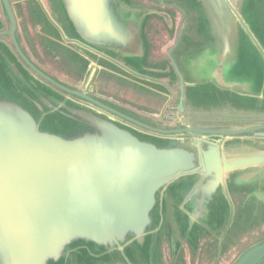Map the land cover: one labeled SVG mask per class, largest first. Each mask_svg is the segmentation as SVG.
Masks as SVG:
<instances>
[{"label": "water", "instance_id": "water-1", "mask_svg": "<svg viewBox=\"0 0 264 264\" xmlns=\"http://www.w3.org/2000/svg\"><path fill=\"white\" fill-rule=\"evenodd\" d=\"M28 1L29 22L38 6L55 31L43 32L58 44L46 51L84 60L82 70L66 63L84 88L30 58L11 0H0V37L14 49L0 41V264H78L83 252L101 264H165V243L177 264L181 243L196 251L205 237L223 242L237 229L238 239L264 224L255 191H264V122L231 120H264L252 0ZM250 58L253 69L238 71ZM103 72L158 88L168 102L127 113L93 94L92 76ZM207 93L230 110L228 121L197 118ZM263 261L264 238L232 264Z\"/></svg>", "mask_w": 264, "mask_h": 264}, {"label": "rangeland", "instance_id": "rangeland-1", "mask_svg": "<svg viewBox=\"0 0 264 264\" xmlns=\"http://www.w3.org/2000/svg\"><path fill=\"white\" fill-rule=\"evenodd\" d=\"M13 8L17 11V17L19 21L18 25V34L22 46L30 56V58L44 69L49 74L58 77L70 85H79L80 88H84L83 83H80L78 75L74 72L71 74L68 71V66L66 63H74L78 66L79 70H82L85 66L84 60L77 55V52L71 53L67 49H62L61 58L55 59L53 53L46 51L44 46L49 48H57L58 44L45 36L43 32H48L49 34L54 35L50 24L45 20L46 17L40 12L38 6H30L33 10V18L37 21L35 24L33 21L29 22L28 7L30 4L28 0H11ZM252 6H248V10L251 7V10L254 12V15H249L251 26L257 33L264 39V0H252ZM27 18V19H25ZM46 23V24H44ZM41 31V39L39 33ZM56 38V37H55ZM57 39V38H56ZM43 44H42V42ZM12 52H14L13 46L9 41L5 40ZM44 45V46H43ZM247 47V46H246ZM251 47L250 45L248 46ZM248 55L252 57V52H248ZM253 60L250 58L248 62H244L238 71H248L253 69ZM258 66V65H257ZM259 68V66H258ZM0 70H2L0 68ZM85 79H83L84 81ZM91 89L93 94L98 95L99 97L110 101L121 107L122 110L128 111L136 110V112L144 114H152L156 112L157 109L162 108L168 102L166 96L161 95L159 89L150 87L145 83H140L137 80H133L128 77L126 79L120 75L115 74H106L100 73L96 76L93 75L91 79ZM146 86L147 89L142 88ZM162 91V90H161ZM165 92V91H163ZM198 117L200 119L209 120L215 119L216 122H221L222 120L228 121L230 119L229 112L230 110L227 107L223 106L222 102H219L218 98L211 96L210 94H202L198 97ZM152 104L155 107L151 106ZM208 104H211L210 106ZM128 109V110H127ZM234 112H238L235 109H232ZM257 114V113H256ZM264 115V111H260V116ZM236 116V115H235ZM232 118V117H231ZM224 194L221 195L216 205L212 210L211 227L213 228V223H217L215 217H219L223 210L226 209ZM252 204V203H251ZM264 209V208H263ZM224 212V211H223ZM238 212V211H237ZM264 215V214H262ZM261 215V216H262ZM262 218V217H261ZM169 220V218L167 217ZM256 223L255 228H252L249 232H244V235L240 236L238 239H235V233L237 229L231 231V234L224 241H219L216 237H205L204 241H201L199 244L200 249L193 251L189 249L185 243H181L179 248V254L182 257V262H176L177 264H232L247 248L254 245L264 238V224ZM252 227V226H251ZM250 227V228H251ZM203 232V231H199ZM239 234V233H238ZM194 244V242L192 241ZM162 250V256L165 257V264H173L174 262V252L171 251V248L168 244H164ZM167 246V247H166ZM131 252L128 256L132 261H135V256ZM78 264H101L95 258L89 257L85 252L78 256ZM112 259L104 257L101 262L104 264H112ZM77 262V261H76ZM114 263V261H113ZM264 264V261L261 263Z\"/></svg>", "mask_w": 264, "mask_h": 264}, {"label": "crops", "instance_id": "crops-1", "mask_svg": "<svg viewBox=\"0 0 264 264\" xmlns=\"http://www.w3.org/2000/svg\"><path fill=\"white\" fill-rule=\"evenodd\" d=\"M231 120L233 121V123H239V124H246V123L247 124H251V123L258 124V123H263L264 122V120L262 119V117H259V116H256V115L251 116L249 120H245V119H238V121H234L233 119H231ZM247 190H248V188H246L245 191H242V192H244V193L250 192L249 190L248 191ZM255 191H256V193H258L257 196L259 198H262V196L264 195L263 188H261L260 190H255ZM254 209H258V208L257 207H254Z\"/></svg>", "mask_w": 264, "mask_h": 264}, {"label": "flooded vegetation", "instance_id": "flooded-vegetation-1", "mask_svg": "<svg viewBox=\"0 0 264 264\" xmlns=\"http://www.w3.org/2000/svg\"><path fill=\"white\" fill-rule=\"evenodd\" d=\"M14 14L16 16V20H17L18 25H19V21H18V17H17V11L15 9H14ZM2 26H8V18L6 16V14H5V11H4L2 5H0V28ZM9 39H10L9 37H5V36L0 37V41H2L4 44H6L7 45V48L12 52V50L10 49L8 43L5 41V40L9 41ZM9 43L11 44L10 41H9ZM12 53H14V52H12Z\"/></svg>", "mask_w": 264, "mask_h": 264}]
</instances>
